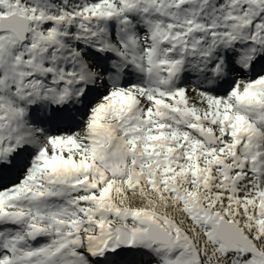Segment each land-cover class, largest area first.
<instances>
[{
    "label": "snow or ice",
    "instance_id": "1",
    "mask_svg": "<svg viewBox=\"0 0 264 264\" xmlns=\"http://www.w3.org/2000/svg\"><path fill=\"white\" fill-rule=\"evenodd\" d=\"M0 264H264V0H0Z\"/></svg>",
    "mask_w": 264,
    "mask_h": 264
}]
</instances>
